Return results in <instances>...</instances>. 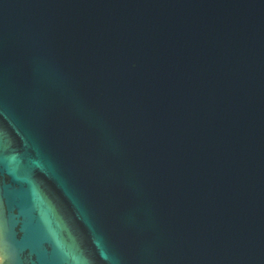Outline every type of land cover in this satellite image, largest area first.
Instances as JSON below:
<instances>
[{
    "label": "water",
    "instance_id": "1",
    "mask_svg": "<svg viewBox=\"0 0 264 264\" xmlns=\"http://www.w3.org/2000/svg\"><path fill=\"white\" fill-rule=\"evenodd\" d=\"M0 264H264V0H0Z\"/></svg>",
    "mask_w": 264,
    "mask_h": 264
}]
</instances>
